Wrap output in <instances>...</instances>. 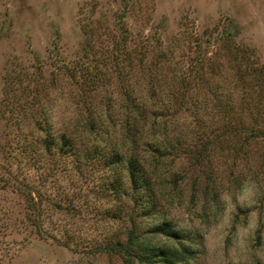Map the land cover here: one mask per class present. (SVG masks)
<instances>
[{
  "label": "rangeland",
  "instance_id": "obj_1",
  "mask_svg": "<svg viewBox=\"0 0 264 264\" xmlns=\"http://www.w3.org/2000/svg\"><path fill=\"white\" fill-rule=\"evenodd\" d=\"M150 81L171 102L230 98L235 137L204 165L179 153L172 203L146 218L132 215L123 169L116 199L103 159L45 151L41 127L57 140L89 103L108 102L117 129L126 92L148 113L166 109L152 103ZM263 81L264 0H0V264H139L101 247L133 228L159 245L166 239L150 231L164 220L193 251L178 264H264ZM186 106L174 103L167 118L190 138ZM210 107L199 115L210 118ZM221 116L209 137L221 134Z\"/></svg>",
  "mask_w": 264,
  "mask_h": 264
},
{
  "label": "trees",
  "instance_id": "obj_2",
  "mask_svg": "<svg viewBox=\"0 0 264 264\" xmlns=\"http://www.w3.org/2000/svg\"><path fill=\"white\" fill-rule=\"evenodd\" d=\"M85 74L87 79H83V81H87L89 87L92 86L90 84L96 86L97 75L94 71L89 69L85 71ZM149 85L151 97H153L151 98L152 103L165 104L167 108L162 109L158 106L148 113L143 109L144 104H147L146 101L141 104L126 92L125 100L120 104L125 110V116L121 122H117L118 134L115 129L116 118L108 102L104 105L101 103V107H95V105L93 107L89 103L85 107V115L81 113L82 120L79 119L77 122L80 127H76L69 133H62L57 140L50 131L49 124L42 128L40 122H37L45 132L41 139V145L45 151L49 152L51 148L56 147L60 156L72 155L75 160L82 155L86 161L96 158L103 159L105 164L110 167L111 173L115 174L109 184L113 190L111 193L116 199L126 192L118 187L119 184H116V180L120 181L118 170L123 169L127 174L131 190V194L128 195L132 200V215L134 211L140 210V216L146 218L155 217L159 201L172 203L170 193L176 187L178 173L172 170L171 166L179 153L184 154V157L192 165H204L210 161V153L214 151L216 145L219 148H222V143L228 146V143L235 137V110L234 103L230 98L222 99L214 95L211 99H192L190 101L173 99L175 101L171 102L165 98H156L160 97L156 91V85L151 81ZM247 87L242 84L243 90ZM174 103H178L180 108L187 104L184 109L191 110L193 117L191 121L197 131H194L190 138L188 133L182 130L178 121L167 118L170 107ZM207 105L211 106L209 109L211 114L210 118L206 119L203 115H199V111H206ZM218 113L225 120L220 122L222 132L211 138L208 132L213 131L212 122L215 117H218ZM188 125L189 123L186 124V126ZM90 136L94 142L92 148L85 147ZM246 139L247 137L243 138L242 143L247 142ZM77 141L84 150L76 146ZM168 165L170 169L163 171L162 169ZM132 215H129L128 219L134 222L135 218ZM111 216L120 219V216L115 212H112ZM134 230L133 228L129 232L125 242L116 241L108 245L105 244L101 248L106 252L124 255L129 261L133 260L139 264H157V262H159L158 264H178L180 261L192 257L193 251L188 244L180 241L181 237L178 232L172 229L168 220H164L162 224H154L151 228L152 235L158 234L166 239L159 245L145 242ZM169 241H175L179 248H170Z\"/></svg>",
  "mask_w": 264,
  "mask_h": 264
}]
</instances>
